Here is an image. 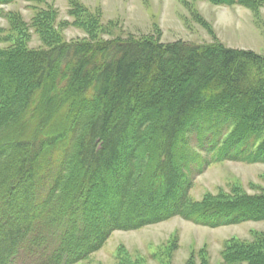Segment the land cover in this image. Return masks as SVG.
I'll return each mask as SVG.
<instances>
[{"label": "trees", "instance_id": "1", "mask_svg": "<svg viewBox=\"0 0 264 264\" xmlns=\"http://www.w3.org/2000/svg\"><path fill=\"white\" fill-rule=\"evenodd\" d=\"M67 1L71 23L50 5L29 22L0 10V264H77L115 231L175 217L208 228L264 221V178L253 194L190 195L203 151L264 163V55L102 39L98 16ZM205 1L254 14L264 6ZM68 26L88 39L65 41ZM32 31L42 47H28ZM222 259L264 264V232L228 242ZM118 264L143 263L122 253Z\"/></svg>", "mask_w": 264, "mask_h": 264}, {"label": "rangeland", "instance_id": "2", "mask_svg": "<svg viewBox=\"0 0 264 264\" xmlns=\"http://www.w3.org/2000/svg\"><path fill=\"white\" fill-rule=\"evenodd\" d=\"M78 1L98 16L99 24L106 29L102 39L149 36L161 43L218 42L227 48L264 55V6L254 14L242 6L213 5L205 0ZM47 5L57 10L59 21L72 22L67 0H16L0 6V10L18 13L29 22L35 10ZM0 28L7 29L2 17ZM61 33L67 42L88 39L83 30L73 26ZM28 47H42L33 31ZM202 155L205 166L201 174L193 176L190 191L193 200H200L205 194L229 192L233 186L253 194L263 185L264 163L218 162L211 153L203 151ZM263 232L264 221L208 228L175 217L137 230L115 231L101 249L77 264H118V254L122 253L143 264H224L222 254L228 242L233 239L249 242Z\"/></svg>", "mask_w": 264, "mask_h": 264}]
</instances>
